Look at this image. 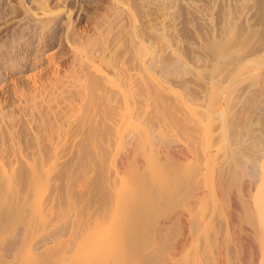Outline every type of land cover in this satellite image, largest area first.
Returning a JSON list of instances; mask_svg holds the SVG:
<instances>
[{"label": "rangeland", "instance_id": "1", "mask_svg": "<svg viewBox=\"0 0 264 264\" xmlns=\"http://www.w3.org/2000/svg\"><path fill=\"white\" fill-rule=\"evenodd\" d=\"M182 263L264 264V0H0V264Z\"/></svg>", "mask_w": 264, "mask_h": 264}, {"label": "bare ground", "instance_id": "2", "mask_svg": "<svg viewBox=\"0 0 264 264\" xmlns=\"http://www.w3.org/2000/svg\"><path fill=\"white\" fill-rule=\"evenodd\" d=\"M94 68L96 67L95 65H93ZM98 71H100L102 74H104V71H102V69H98ZM100 74V73H99ZM101 75V74H100ZM129 142V141H128ZM183 264V263H182Z\"/></svg>", "mask_w": 264, "mask_h": 264}]
</instances>
